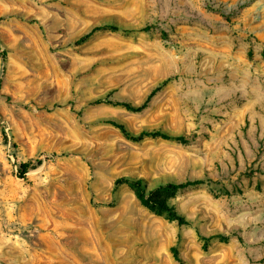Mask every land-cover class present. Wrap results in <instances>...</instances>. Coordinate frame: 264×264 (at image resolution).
Listing matches in <instances>:
<instances>
[{"label":"rangeland","instance_id":"obj_1","mask_svg":"<svg viewBox=\"0 0 264 264\" xmlns=\"http://www.w3.org/2000/svg\"><path fill=\"white\" fill-rule=\"evenodd\" d=\"M0 82V264H264V0H0Z\"/></svg>","mask_w":264,"mask_h":264},{"label":"trees","instance_id":"obj_2","mask_svg":"<svg viewBox=\"0 0 264 264\" xmlns=\"http://www.w3.org/2000/svg\"><path fill=\"white\" fill-rule=\"evenodd\" d=\"M116 27V26H114ZM90 36V33L85 34L84 36H82L80 38L79 41H84L86 38H88ZM0 89H1V82H0ZM159 88H157L158 90ZM151 97V95H150ZM149 97V98H150ZM149 98L141 105L139 106H135L132 105L130 102H127L126 105L132 109V110H136V111H140L143 108H145L147 106V103L149 101ZM109 122L113 123L114 125L120 127L124 133H126L128 136L132 137L135 140H141L146 136H157V135H162L166 138H171L174 137L176 139L182 140V141H186V138L183 135H177V134H171L168 132H163L161 130H143L141 131L138 135H134L133 133H131L123 123H120L114 119L108 120ZM33 168V164L31 162H23L20 164V173L22 176H24L30 169ZM124 179H118L116 183H120L121 181H123ZM134 184H136L137 189H138V196L141 199L142 203H144L145 205H150V206H158L161 209L167 210L169 211L170 215L173 217H176L179 221L180 224H184V223H189L188 219L179 214L177 211H175V208L173 206H170L168 204V200L166 199H162L159 198L157 196H151L150 191L148 194L147 189H146V185L144 183V181L142 179H137L133 181ZM194 182H182V183H174L171 182L168 184L169 187H174V188H179V187H185L186 185L192 184Z\"/></svg>","mask_w":264,"mask_h":264}]
</instances>
